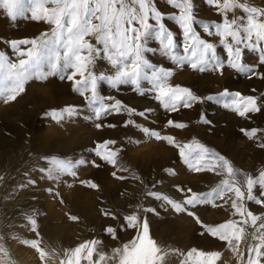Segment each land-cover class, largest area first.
<instances>
[{"label": "snow or ice", "instance_id": "1", "mask_svg": "<svg viewBox=\"0 0 264 264\" xmlns=\"http://www.w3.org/2000/svg\"><path fill=\"white\" fill-rule=\"evenodd\" d=\"M166 3L174 10L170 15L157 7L156 0H0V14L9 20L30 19L49 26L48 30L36 37L7 41L10 54L0 51V100L5 104L13 102L25 92L29 81L59 75L61 80L72 82L73 90L85 97L93 113L92 117L85 119L102 121L105 117L124 113L129 117L138 115L147 118L146 114L151 112V109L137 112L115 97L102 95L98 90L102 81L116 90L121 85H129L140 95L153 93L154 99L169 113L209 101L222 104L245 119L264 110V105L254 95L225 89L219 94L201 97L187 87L172 85L169 83L172 72L158 67L146 55L155 51L150 46L155 41L160 53L178 66L188 65L202 73L214 71L221 75L228 67L249 78L264 79V73L257 70L258 66H264V9L252 6L245 0H207L208 5L215 8L221 17L220 21L209 22L197 18L193 0H166ZM238 10L243 14L237 15ZM166 19L174 21L182 34V54L178 50L175 33L165 23ZM197 26L208 37L218 38L227 54L226 63L218 54L216 44L205 39ZM245 52L258 53V65L246 63ZM100 59L108 62L114 70L113 74L94 71ZM145 81L151 85L150 88L142 87ZM49 114L60 122L66 117L78 116L79 111L75 106H68L46 113ZM200 122L209 126L212 124L204 115H201ZM132 125H135L132 119L124 121L125 127ZM95 126L97 129L116 127L103 123H96ZM187 126L173 119L166 121L169 128L184 129ZM141 131L148 138L177 148L189 170L212 172L222 177L215 187L206 192L177 186V192L183 194L181 200L158 191H147L145 195L164 202L177 213L193 218L202 229L200 235L223 242L238 257L237 264H264V215L253 213L247 206V202H253L264 208V171L256 176L241 173L225 156L202 143L193 141L180 144L174 136L163 135L161 131L146 127ZM240 131L248 139H256L264 129L242 128ZM115 144V140H104L91 151L101 162L116 169L112 172L114 178L124 180L126 177L117 175V172L127 169L119 166L122 149L114 147ZM259 147L264 148V143H260ZM48 162L49 167L40 171L46 173L47 179L55 181L63 176L78 179L76 169L83 165L101 167L95 160L73 161L55 156ZM166 171L175 174L171 169ZM241 175L244 176L243 181L239 179ZM79 182L89 189H99V185L92 180ZM28 183L35 185L36 181L29 180ZM55 195L59 196V193ZM217 201L224 204L230 202L232 217L238 219L230 218L217 224L205 223L196 210L205 205L222 207ZM100 211L105 218L119 219L111 209L102 208ZM143 211L156 212L154 208ZM24 219L26 224L23 226L28 227L35 238L20 242L36 251L41 264H49L50 260H58L59 264H166V258L172 254L183 257L181 264H218L223 255L218 250L191 248L185 253L179 249H165L152 237L149 221L141 217L139 211L124 216V223L120 226L133 230L136 233L134 237L113 248L110 253L98 247L102 244L98 239L84 241L62 253L46 249L42 247L36 216L25 213ZM68 219L77 222L80 218L69 214ZM105 232L113 239L118 238L117 229L113 226L106 227ZM3 240L4 237L0 236V264H15Z\"/></svg>", "mask_w": 264, "mask_h": 264}, {"label": "bare ground", "instance_id": "2", "mask_svg": "<svg viewBox=\"0 0 264 264\" xmlns=\"http://www.w3.org/2000/svg\"><path fill=\"white\" fill-rule=\"evenodd\" d=\"M259 1L260 4L264 7V0H259ZM194 2H196V0H194ZM0 22L9 24L15 29L16 40H19L21 36H24L26 38H30L33 36L36 37L41 32H44L48 26L42 22H35L30 19H18L17 21L13 22L8 18H6L5 16L3 18L0 17ZM19 27H25V29L26 27H29V29L28 31L22 34V31L18 30L20 29ZM149 54L150 53L146 54L147 57ZM246 58H247V61L245 60L246 63L257 64V65L259 63L258 58H254L255 62H253L250 55H246ZM100 60L96 62L97 66L101 64ZM96 65L94 71L98 74L102 73V71L99 68H96ZM258 71L264 73V66H260ZM113 72L114 70L112 68L108 69V75L113 74ZM242 75H243L242 78H244L242 80L239 79V77L231 78L227 82L229 86V88L227 87V89L230 92L238 91V92H242L241 94L243 95L257 96L259 98V102L262 103V100L264 99L263 97H260V93L264 92V79L259 78L258 80V78L256 77L249 78L244 74ZM193 76L194 77L192 78H187L186 80L184 79L185 81L184 83L186 84L185 86H193L194 89L197 90L199 88V85L201 84L200 82L205 83V81L210 80L211 82L212 80L213 81L217 80L216 83H218L219 84L218 87H220L221 79H215L213 77L208 78L202 74L193 75ZM38 81L39 80H35V79L31 80L30 83L28 84L29 87L27 88V90L17 97L15 103L12 104L13 106L6 107L2 111H0V118L3 119L4 122H6V125L9 124V126H5L6 128H8V131L6 133H4L2 130L0 131V149L2 150L4 156L6 157L10 156V160H12L14 164H19L21 161L26 159L28 154L31 152H35V153L38 152V154L39 152H41V151H28V150L26 151L25 148L27 147H32V149L35 150L48 149V152L50 153L59 150L65 153L73 150L75 151L73 156H77V155L80 156L84 151V146L86 145L85 142H83L81 138L78 136V134H73L74 129H79L83 126H79L71 129L70 126H68L70 120L65 122V124L62 126L59 124L56 125V130L55 133L53 134L48 133L44 136L32 137L34 135V130L32 128L29 129L27 127V125L29 124V120L30 119L33 120L34 118L35 119L37 118V116L41 111L42 106H46V100H48L47 96H44L40 93L41 86L40 84H37ZM58 84L59 83L52 84V89H51L52 103L58 98L59 95L58 92L60 89V85ZM105 84L106 86H109L107 83ZM56 86H58L57 89L55 88ZM68 86L69 87L73 86L72 82H70ZM122 86L125 87L128 85H122ZM104 88H106L104 86V83L100 82L98 90L101 94L102 91H104L103 90ZM219 90L220 93L225 89L222 88ZM72 92H73L72 94H76V92H74L73 89ZM207 95H209V90L202 88V91H199V96L204 97ZM54 97L56 98L54 99ZM127 97H128L127 95H124L121 101L128 106L134 105L140 108V106L146 104L148 106L154 104L151 103L153 101L148 97L141 99L136 97V100L138 99L139 100L138 102L135 103L134 100L131 99L127 100L126 99ZM72 104H76V103H72ZM65 106L64 107L59 106V108H53V109L59 111L64 109ZM221 110H222L221 104L215 105L213 103L207 102V103L195 105L193 110L191 108L181 109V111H179L178 113V117L180 118L179 120L192 121V119H195L196 116L201 117V115H204L206 118L210 119L212 121V124L214 125L207 126L206 130L214 132L218 134V136L225 135L224 136L225 138H223V136L221 137L222 138L221 142L223 143L226 141L228 142V146L226 145L225 147H223L224 149L220 150L218 153H220L221 155L225 156L228 160H230L235 168L236 166L234 160L236 159V157H239V159L241 158L244 160L249 159V163L246 164L247 172L249 171V175L252 176L258 175L260 171H264V148L258 149L257 151L255 150L257 152V155L254 156V154L252 153L254 148L253 149L248 148V143L245 141L247 137L246 138L241 137L242 140H238L235 137V133L237 131L236 128L242 127L243 125H241V123H244V121L248 123L249 119H245L244 121L240 120L241 122L238 120V124H237L235 122V119H233L227 112L225 113L220 112ZM78 111H80V108ZM120 116H121L120 119H122L124 116L125 118L129 117L127 113L121 114ZM125 118L124 121L126 120ZM78 119L79 118H74L73 121L78 122ZM250 119H253L254 121H258L259 124L261 121V124L264 125V110H262L259 113L250 114ZM109 120H113L114 122L117 119L111 118ZM70 123H73L72 119ZM113 124L116 125V127L109 128L106 131L102 132L101 134L98 132L91 133V135H89L88 137V140L95 142L97 139H102L106 136H111L114 138L118 137V139L120 140L124 139L126 142H128L130 139H133L135 136L138 135L140 136V134L134 131L133 129L134 127L132 126L125 127L122 125L123 123H120V126L118 127L117 123H113ZM154 125L155 123L150 125L151 127H149V129H154ZM64 127H66L65 130ZM67 132L69 134H67ZM175 132L176 134L182 135V133L179 131H175ZM30 133L32 135H30ZM259 134H260L259 137H261L260 140L264 143V132H261ZM199 137L200 139H203V136L199 135ZM204 138L206 139V141L208 140L209 146L212 147L214 146L216 138L213 137L212 138L209 137L210 139L206 137ZM28 139H30V143H27ZM179 140L180 139H177V141ZM205 144L206 143H204V145ZM165 145L167 148H169L166 142ZM222 145L224 146L225 143ZM76 147L77 149H74ZM238 150L240 151L239 156L236 154ZM233 151L234 154H232ZM128 152L129 151L120 152V156L126 158L125 160L118 159V163L121 168L127 167L128 169H130L133 167L132 161L127 156V154H129ZM148 154L149 157L146 158L147 161L153 156H155L153 155L152 152H149ZM156 154H159L160 158L150 159L149 162L151 164L152 171H156V173H158V177L155 178L152 175V171L147 173L145 175L146 177H144V175L142 174L141 176H139V179H132L129 177L125 181V182L129 181V183L121 184L122 188H126V187L129 188V190L131 191L129 196L122 194L119 195V193L123 191V189H116L112 191L106 186L112 198L110 204L108 205V209H111L112 212H114L119 217V219L117 220L110 219V223L113 224L115 228L119 226L118 227L119 231H117V236H118L117 239H113L107 233L102 236L96 234L97 232L100 233L104 226L103 225L104 222H100V216L102 215L100 211L101 208L98 206L99 201L98 200H92L91 202L87 201L88 204H84V202L80 203L81 200V198H79L81 197L80 191L77 192L75 191L76 192V193L74 192L75 194L73 193L71 197L69 196L67 203L70 204V206L73 208V211H71L72 215L82 216L84 222H82L81 220L80 222L81 227L77 226L76 223H78V221L73 222L68 219V216L67 218H63L62 220L56 222L55 221H51V222L45 221L46 223L42 222L41 220L42 217L39 215V213H37L35 198L32 196V194L22 195V193L18 191H13L9 193V197H18L22 195L20 196L19 203L15 206L13 210H11V212H18L19 217L17 216L18 219H16L15 217L11 216L13 217V219L16 220H14L15 222L13 221L11 225H9L10 228L8 232L5 233V236L8 237L6 239L4 237V240L5 241L7 240L6 241L7 244L14 252V255H16L18 260L20 261L19 263L41 264L36 251L28 246H24L20 242L21 240L18 239L19 237L27 238L29 240L35 238V234L32 233L28 227L23 226L26 224V221L24 219V214L26 212H28L29 214H34L36 216L39 226V232L42 237V247H45L46 249L49 250L54 249L55 251L62 253L63 250L75 248L78 244L84 241L98 239L102 242V244L98 247L104 252L110 253L113 248L120 247L123 243H126L127 241H129L134 237L136 233L133 230L122 229L120 226L124 223L123 222L124 216L131 214L134 211H139V215L141 217H146L148 219L150 226V233L152 237L165 249H179L180 252H185V253L191 248H198L202 250H218L223 253L222 258L218 262V264H237L238 257L234 256L233 253L224 246L223 242H220L208 236L203 237V239L198 238L195 235L196 234L195 233L196 227H194L195 221L193 220V218L189 217L188 215L184 213L175 212L164 202L159 200L156 201L160 202L161 203L160 205H163V207L164 206L168 207L169 218L162 217L164 215L160 216L158 215L157 212L152 213V212L143 211V209L153 208V207H151L150 205L151 201L148 200V198H146V195L144 194L145 191L143 190L142 187L143 182H141V179L148 178L149 185L152 187V188L150 187L151 188L150 191H160L161 193L166 194L175 200H181L183 196L182 193L177 192L176 190L177 186H180L185 189L191 188L193 191L196 192H205L206 187H209L211 185H216L215 183L218 182L219 179H222L221 176H218L212 172H200L197 175H195V177H193L192 174L190 175L185 173V171L183 170L184 168L182 166H179L178 163L173 164L172 162L173 159L180 156L178 151H174L173 149L171 150V148L168 151H157ZM2 162H3L2 158L0 157V169L2 171H5V167L3 166ZM167 169L173 170L175 174H170L168 171H166ZM101 173L104 177H107V174L104 171H102ZM78 178L81 179V176ZM153 185L155 187H153ZM218 203L220 204L224 202L219 201ZM247 206L253 213L257 215H264L263 214L264 208H262L261 206L259 207V210H255L253 206L249 204V202H247ZM196 211L197 214L205 222L211 220L213 214L217 216L221 215L223 218L225 217L226 219H230V218L238 219V217H232V209L230 207V202L222 207L211 208L210 205L199 206ZM61 214L62 212L58 210L57 212H55V214L54 213L52 214L53 216L52 218H60L62 217ZM225 220L218 223L225 222ZM249 231H251V229H249ZM243 248L244 246L242 245V249ZM182 259L183 257H181L179 254H172L166 258V264H181ZM49 264H59V262L58 260H50Z\"/></svg>", "mask_w": 264, "mask_h": 264}, {"label": "rangeland", "instance_id": "3", "mask_svg": "<svg viewBox=\"0 0 264 264\" xmlns=\"http://www.w3.org/2000/svg\"><path fill=\"white\" fill-rule=\"evenodd\" d=\"M245 2L252 5V6H255L259 9H264V7L260 4L259 0H245ZM193 3H194V11H195L198 19L204 20V21H209V22L221 20V17L219 15H217L216 9L213 8L212 6L208 5L207 0H196V2H194V0H193ZM156 4H157V7L166 15H170L174 11L171 8V6H169L166 3V0H156ZM236 14L242 15L243 13H241L238 10ZM0 17L3 18L4 15L0 14ZM165 23L175 33V39H176V42L178 45V50L182 54L183 37H182V34L180 33V31L178 29V26L175 24L174 21H172L170 19H166ZM19 28L20 29H18V30L22 31V34L26 31H28V29H29V27H26V29H25V27H19ZM48 28H49V26H47V29H45V31L48 30ZM197 30L201 33V35L205 39H208L210 42H213L216 44L217 49H218V54L221 56V59L225 60V63H226L227 54L223 50V45L219 44L218 38L215 36L208 37L205 33H203V29L199 28V26H197ZM33 37H30V38H33ZM25 38L26 37L21 36V38H19V39H25ZM11 40H16L15 29L9 24H6L4 22H0V51H4V52L10 54V47L7 44V41H11ZM151 47L155 51L150 52V54L148 55L149 60L152 63L156 64L158 67H164V68H166L172 72V76L169 79V83H171L172 85H179L181 87H187V88L191 89L198 96H199V91H202V88L209 90V95H211V94L216 95L219 93V91H220L219 89H222V88L227 89V87L229 88L227 82L231 78L239 77V79H241V80L244 79V78H242L243 75L241 73H238L234 69H231L228 67H225V69L223 70V74L221 75L219 72H214V71H205L202 73V72L191 69L188 65H184L182 67L178 66L177 64L173 63L171 60H169L167 57L163 56L160 53L158 42L153 41L151 44ZM246 55H250L253 62H255L254 58H258V56H259L258 53L245 52L244 60H246V61H247ZM12 58L15 59L14 56ZM100 63H101L100 65H98V66L96 65V68H99L102 71V73L108 74V69L111 68L110 65L108 64V62H106V60L101 59ZM259 67L260 66H258L257 70H259ZM200 74H202L208 78L213 77L215 79H221V82H220L221 88L218 87L219 84L216 83L217 80H215V81L212 80L211 82L209 80V81H205V83L200 82L201 84L199 85V88L197 90H195L193 86H185L186 84L184 83L185 82L184 79L186 80L187 78L194 77L193 75H200ZM222 78H224V79H222ZM256 78H258V77H256ZM258 80H259V78H258ZM29 83H30V81L26 84V90L29 87V85H28ZM53 83H59L58 85H60V89L58 92L59 93L58 98L55 101H53V103H52L51 89H52ZM101 83H104V86L106 87L103 89L104 91H102V95H104V96H112V97H115L116 99L121 100L124 95H127L128 97L126 99L127 100H130V99L134 100V103L138 102V100H139V99L136 100V97H138L140 99L141 98H147V97L150 98L153 101L151 103H154V104H151L150 106H148L146 104V105L140 106V108H138L137 106H134V105H130L129 107H133L136 110L138 109L137 112L145 111L146 109H151V112L146 114L147 118L140 117L138 115H134L132 117H126V118L124 116L122 119H120L121 118L120 115H111V116L103 118L102 121H97L94 118L85 119V117H92L93 113L89 109L87 102L85 100V97H82L77 92H76V94H72L73 93L72 92L73 86H71L72 88L68 86V84H70V81H67L66 79L61 80L59 78V75H51V76H48L47 79L39 80L37 82V84H40V86H41L40 93L44 96H47L48 100H46V106H42L41 111H40L39 115L37 116V118L36 119L34 118L35 120L34 119L29 120V124L27 125V127L29 129L32 128L34 130V135L32 137L44 136L48 133L53 134V133H55L56 125L59 124L62 126L65 124V122H67L69 120L71 121V119H72L73 123H70V121H69L68 126H70L71 129L79 127V126H83L79 129H74L73 134H78V136L81 138V140L83 142H85L86 145L84 146V151L80 156L79 155L73 156V154L75 153V151H73V150L69 151V152H65V153L62 152L61 150L50 153V152H48V149H44L45 150L44 151L43 149L42 150L41 149L35 150V149H32V147H27V148H25L26 151L28 150V151H41V152H39V154H38V152L29 153L28 156L26 157V159L21 161L19 164H14V162L12 160H10V156H7V157L4 156V154L2 153V150L0 149V157L2 158L3 166L5 167V171H2L0 169V227H1L0 228V233H1L0 236L2 235L6 239L8 236H5V233L8 232V230L10 228L9 225H11L14 220L18 219L19 213L18 212H11V210H13L15 208V206L19 203L20 196H22V195L32 194V196L35 198L37 213H39V215L42 217L41 218L42 222H45V221H50V222L55 221L56 222V221L62 220L63 218H67V216L69 214L72 215L71 211H73V208L67 202H68V197L69 196L71 197L75 191L81 192V194H80L81 197H79V198H81L80 203L84 202V204H88L87 201L91 202L92 200H98L99 201L98 206L101 209L102 208L108 209V205L110 204V202L112 200V198L110 196V192H108V188L111 189L112 191L116 190V189H123V191H121L119 193V195L122 194V195H126V196L128 195L129 196L131 191L127 187L122 188V186H121L122 183H125V184L129 183V181L125 182L129 177L134 179L133 177H139L142 174L144 175V177H146L145 175L152 171L151 164H150L149 160L155 159V158H160V155L156 154L157 151H168L170 148H171V150L173 149L174 151H178L177 148H175L173 146L170 147V145H167L169 147V148H167L165 145V142H160V141H157L155 139L146 137L145 134L143 133V131H141V128H144V127L149 128V127H151L150 125L155 123L154 130L157 129L158 131H161V134H163V135H172L176 138V141H177V139H180L179 141H177L180 144L191 143L193 141H196V142L200 141L199 143H202L203 145H204V143H206L207 144V145L205 144L206 147H208L209 149H212L216 152H219L220 150L224 149L223 147H225L226 145L228 146L227 141L224 142L225 143L224 146L222 145V144H224L223 142H221V140H222L221 137L223 135L218 136V134L206 130L207 126H209V125L200 122V119H199L200 117L196 116L195 119H192V121L191 120H179L180 119L178 117L179 112H176V113L167 112L163 108V106L158 101H156L154 99L153 93L148 92V93H145L144 95H140L138 92L133 91L131 86H129V85L125 86V87H123L121 85L119 90H116V89L111 88L110 86H106V84H105V83H107L106 81H102ZM142 87L150 88L151 85H149L145 81L142 83ZM55 88L57 89L58 86H56ZM107 92H110V93H107ZM240 93H242V92H240ZM260 97H263V99H264V92L260 93ZM55 98L56 97H54V99ZM13 103H15V101L5 104L2 100H0V111L5 109L6 107L13 106L12 105ZM72 103H76V104H72ZM209 103H213V104L217 105V103L215 101H209ZM65 104H66V106H65ZM261 104L264 105V100H262ZM54 106H56V107H54ZM59 106L60 107L75 106L78 110L80 108L79 115L75 116L73 118H67L66 117L63 121H60V122H57L56 120H54L50 114L46 115V113H51V110H55L53 108H59ZM221 107H222V110L220 112H222V113L227 112L233 119H235V122L237 124H238V120L239 121L245 120V118H242L240 116L238 117V115L235 112L231 111L230 109L224 108L222 106V104H221ZM193 108H194V106L191 109L193 110ZM74 118H79L78 122L73 121ZM111 118H116L117 120L113 122V120H109ZM124 118L126 120L132 119L133 121H135V125H132V127H134L133 128L134 131L137 132L138 134H140V136L139 135L135 136L133 139H130L128 142H126L124 139L120 140V139H118V137L114 138L111 136H106L102 139H97V140L93 139V140H96L95 142L88 140V137H89V135H91V133L98 132L101 134L102 132L109 129V127H106V126L102 127L101 129H97L95 126L96 123H103L104 125L117 123L118 127H119L120 123H123L122 125L124 126ZM169 119H173V120H176L178 122L179 121L183 122V123L187 124L188 126L184 129H176V128L166 127V121ZM136 125H138L139 127H137ZM211 125L213 126L214 124H211ZM241 125H243V126L240 128H236L237 131L235 133V137L238 140H242L241 137L246 138V136L240 131V129H242V128L243 129H251V128L264 129V125L261 124V121L259 124L258 121H254L253 119H249L248 123H246L244 121V123H241ZM5 126H9V124L6 125V122H4V120L0 118V131L2 130L4 133H6L8 131V128H6ZM65 129H66V127H64V130ZM175 131L181 132L182 135L176 134ZM205 131H207V132H205ZM238 131H240V132H238ZM67 134H69V133L67 132ZM203 134H205L206 136ZM30 135H32V134L30 133ZM199 135L203 136V139H200ZM224 136H223V138H225ZM259 136H260V134L258 133L256 139H248V138L245 139V141L248 143V148H252V149L254 148L252 151L254 156L257 155L256 151L258 149H261V147H259V144L263 143L260 140L261 137H259ZM204 137H206L208 139H210L212 137L216 138L214 146L213 147L209 146L208 140L206 141V139ZM104 140H115L116 144L114 147L120 148V149H122V151H129L128 152L129 154H127V156L132 161L133 167L130 169L125 167V169H127V171L117 172V175L124 176V177H126V179L120 180V179L114 178L112 175V172L116 171V169H114L110 165L104 164L103 162H101L99 160L98 157H96L94 155V153H92L91 149L97 143L103 142ZM137 141L139 143H136ZM27 143H30V139H28ZM74 149H77V147ZM46 150H47V152H46ZM234 151H235V148H234ZM234 151L232 152V154H234ZM149 152H152L153 155H155V156H153L152 158H150L147 161L146 158L149 157V154H148ZM236 154L239 156L240 151L238 150V152ZM54 156L62 158V159L73 160V161H77V160H81V159L87 160V161L95 160L97 163L101 164V167L96 168V167H91L88 165H83V166L78 167L76 169V171L78 173V177L81 176V179H79V178L74 179L71 176H63L58 181L49 180V179L47 180L46 173H42L40 171V169L49 167L48 160ZM46 158H48V159H46ZM253 158H255V157H253ZM118 159H124L125 160L126 158L120 156V154H119ZM172 162H173V164L178 163L179 166H182L184 168L183 170L185 171V173L190 174V175L192 174L193 177H195V175L198 174L197 172L189 170L188 166L186 164H184V162L182 161V159L180 157L174 158ZM234 163H235L236 169L239 170L241 173L249 174V171L247 172V170H246L247 169L246 164L249 163V159L244 160L241 158L239 159V157H236V159L234 160ZM242 163H244V164H242ZM102 171H104L107 174V177H104L102 175V173H101ZM152 175L155 178L158 177V173H156V171H152ZM195 179H197V178H195ZM239 179L241 181H243L244 176L241 175L239 177ZM29 180H35L36 181L35 185H30L28 183ZM80 180H92L99 185V189L98 190L89 189V188L81 185L79 182ZM220 180L221 179H219V181L216 182L215 184L217 185L220 182ZM141 182H143L142 187H143V190L145 191V193L147 191H150V189L152 187L149 185L148 178L141 179ZM21 185H24V187H21ZM103 185H105V186H103ZM216 185H211V186H209L210 188L206 187V191H209L211 188L215 187ZM49 189H51L52 191L49 192ZM164 190H167V189H164ZM13 191L21 192L22 195H20L18 197H9V193H11ZM158 192H160V191H158ZM55 193H59V196H56ZM4 196H6V197H4ZM146 198H148V200L151 201L150 205H151V207H153L156 210L158 215H160V216L164 215L162 217L169 218V216H168L169 209L167 206L163 207V205H160L161 204L160 202H157L156 199H154L152 197L146 196ZM61 199L63 200V202H61ZM218 202L219 201H217V203ZM220 204L223 205L224 203H220ZM249 204H251L255 210H259L260 205H256L253 202H249ZM223 206H225V204ZM210 207L212 208L211 205H210ZM58 210L60 212H62V214H61L62 217L52 218L53 217L52 214L53 213L55 214V212H57ZM26 213L29 214L28 212H26ZM7 216H8V218H7ZM11 216L15 217L16 219H13V217H11ZM78 217L80 219H79L78 223H76V224L78 227H81L80 222H81V220H82V222H84V220H83L82 216H78ZM225 219L226 218L225 217L223 218L221 215L217 216V215L213 214L211 220H208L207 222L204 221V222L209 223V224H216V223L221 222ZM226 220H228V219H226ZM100 222H104V224H103L104 226H103V229L101 230L100 233H98V232L96 233L99 236L106 234V232H105L106 227H108V226L115 227L113 224L110 223V218H105L104 216H100ZM118 227L119 226L116 227L117 231H119ZM194 227H196V232H195L196 234L195 235L198 238L203 239V237H205V236L200 235V233L202 231L200 226L197 225L195 222ZM128 230H131V229H128ZM18 239L23 240V239H27V238L19 237ZM6 241L3 240V243L5 244L6 248L9 250L11 259L15 262V264H21V263H19L20 261L18 260L17 256L14 255V252L11 250V248L9 247V245L7 244ZM24 246H26V245H24Z\"/></svg>", "mask_w": 264, "mask_h": 264}]
</instances>
